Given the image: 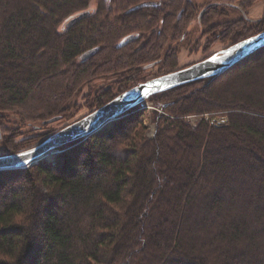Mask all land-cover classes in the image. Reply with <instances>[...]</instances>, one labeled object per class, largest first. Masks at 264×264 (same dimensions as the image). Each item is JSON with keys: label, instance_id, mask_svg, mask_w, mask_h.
<instances>
[{"label": "trees", "instance_id": "1", "mask_svg": "<svg viewBox=\"0 0 264 264\" xmlns=\"http://www.w3.org/2000/svg\"><path fill=\"white\" fill-rule=\"evenodd\" d=\"M147 1L0 0L1 128L8 115L21 124L69 121L81 95L94 111L156 75L145 66L160 59L161 74L174 71L170 43L189 34L199 2L164 0L151 11ZM234 1L201 0L212 4L203 25ZM156 27L162 34L149 41L143 33ZM218 27L237 43L264 30V15ZM260 77L264 49L222 76L152 96L165 112L154 111L153 139L145 137V112H132L51 161L0 172V264H264ZM102 79L111 84L94 87ZM218 113L225 125L211 121ZM191 115L201 116L196 127ZM57 130L28 146L6 138L1 155Z\"/></svg>", "mask_w": 264, "mask_h": 264}, {"label": "water", "instance_id": "2", "mask_svg": "<svg viewBox=\"0 0 264 264\" xmlns=\"http://www.w3.org/2000/svg\"><path fill=\"white\" fill-rule=\"evenodd\" d=\"M127 42H123L121 46ZM263 49L264 31L216 52L196 64L141 82L89 115L51 134L38 145L18 153L0 155V172L28 169L45 160L50 161V157L57 155L62 147L82 144L90 137L109 129L116 121L130 113L145 111L146 102L152 96L204 79L222 76ZM97 52L98 48L90 50L82 59H88ZM57 120L59 117L47 122ZM1 129L0 124V139Z\"/></svg>", "mask_w": 264, "mask_h": 264}, {"label": "rangeland", "instance_id": "3", "mask_svg": "<svg viewBox=\"0 0 264 264\" xmlns=\"http://www.w3.org/2000/svg\"><path fill=\"white\" fill-rule=\"evenodd\" d=\"M195 1L199 2L198 4L201 5L202 7L209 4V3L201 2V0H195ZM234 4L235 5L232 6L231 8L239 7L240 6L239 0H235ZM222 6L223 7L220 10V13H222V15H220L219 18H214L210 24L206 23L203 25V23H202V26H201L199 32L196 34H193V35L191 34L192 35L191 41H189L190 37L186 36V41H189V44H187L188 42H186L184 40L182 43V38L179 42H176V41L171 42L172 44H170V45L174 49L176 48L178 51L177 59H176L177 64H176V68L174 71L182 69V68L187 67L189 65L196 64V63L208 58L209 56L213 55L214 53L220 52V51L227 49L230 46H233L236 44V43L231 44V42H229L228 40L225 41V38H222V32H224L225 29L218 27V25L224 21L231 20V19L239 20L242 18V15H240L239 12H233L234 9H231L229 7V4H223ZM245 15L247 16L246 17L247 21L250 20L252 22H257L258 20H260L264 15V0H259L258 2H256L253 7L249 8L248 10L245 11ZM203 18L205 19V17H203ZM204 19L202 21H204ZM197 24L198 23L196 20L195 23H193L191 25V28H193V26H195ZM201 30H202V32H200ZM208 31H211V32L208 33ZM260 32H262V31H260ZM260 32H258V33H260ZM143 35H148V33H143ZM254 35H256V34H252V35L248 36V38L251 36H254ZM161 65H163V63H161L159 65L152 64V65H150V69H152L155 74L157 73L156 75H158V74L163 75L159 72L160 68L164 66V65L163 66H161ZM116 77L117 76H115L113 78L115 79ZM259 79H260V82L257 84V88L264 89V77H260ZM112 81H113V79H112ZM96 83L97 84H94V87H96V88L97 87L99 88L102 86L105 87V86H108L111 84V80H103L102 79L100 81H96ZM83 94L84 95L90 94V90L86 87ZM80 98L81 99L78 100V102L80 104H78L79 106L76 109V111L74 112L73 117L71 119H68L69 121L57 122L58 121L57 120V121L48 123L47 122L48 120H47L43 124H51V125H47L45 127L41 122L36 123V124H32V123H26V124L22 123L21 124L19 121V118L17 116L8 115L7 120L3 123V127L1 129L2 130V138L0 139V155L5 152L4 140L6 138L12 139V140H14V142L16 141V142L24 145V144L29 143V141L33 140L34 138H36L37 135H39V134H43L45 132L53 131L57 128L59 130H61L62 128L68 126L69 124H72L73 122L78 121L79 119H82L83 117H85V116L89 115L91 112H93V111L89 110V107H87L85 98H82V95L80 96ZM146 105H147V109L144 111L145 115H143V118H142L143 119V125L145 127V137H146V139H153L156 135V132H157V124L154 121V117H155L154 111L157 110V108H156V106H154V104H152L150 102V99L147 100ZM157 111L161 112L162 114H165V112H163L162 110L158 109ZM221 114H223V113H218V114L212 115L213 119L211 121L218 126H222V125H225L227 123V118L223 117L224 115H221ZM202 117H205L207 120H209L210 114H206ZM185 119H186L188 124H190L193 127H196L201 120V116L200 115L199 116L198 115H191ZM59 130L55 131L54 133L58 132ZM38 144L39 143H37V145ZM27 146H28V144H27ZM52 159H54V157H51L49 160L51 161ZM3 172H6V171H3Z\"/></svg>", "mask_w": 264, "mask_h": 264}, {"label": "flooded vegetation", "instance_id": "4", "mask_svg": "<svg viewBox=\"0 0 264 264\" xmlns=\"http://www.w3.org/2000/svg\"><path fill=\"white\" fill-rule=\"evenodd\" d=\"M163 2H164V0H150V1H147L146 3H143V5L144 6H147L146 8H148L149 10H151V11H154V10H156V9H160L161 8V6L163 5ZM212 6V4H208V5H206V6H204V7H202L201 5H200V7H199V10H198V12L199 13H197V16H196V18H197V25H195V26H193V28H191V26L189 27V34H183V36H182V43H183V40L184 41H186V36L187 37H190L189 39V41H191V39H192V35L193 34H196V33H198L199 32V30H200V28H201V26H202V20H203V17H204V14L206 13V11L210 8ZM238 12H239V14L240 15H242V17L243 18H245L246 20H247V16L245 15V11H243L241 8L240 9H238ZM152 13V12H151ZM228 21V20H227ZM250 21V20H249ZM193 23H195V22H193ZM192 23V24H193ZM191 24V25H192ZM200 32H202V30L200 31ZM208 33H209V31H208ZM156 34H162V30H158V27H156L155 29H151V31L148 33V38H149V41H152V38H154L155 37V35ZM192 34V35H191ZM139 37V35H137V37H136V39ZM134 39H129V40H125V41H128L127 42V44L126 45H124V46H127V45H129L132 41H133ZM125 41H123V42H125ZM189 41H186V42H188L187 44H189ZM122 42V43H123ZM121 43V44H122ZM121 44H120V46H121ZM144 44H145V42H143V39H141V41H140V43L137 45V47L138 46H140L141 45V47L142 46H144ZM148 44H149V42H148ZM170 44H172V43H170ZM124 46H121V47H124ZM176 49V48H175ZM173 53H175L174 51H173ZM156 63H159V64H161V63H163V60L162 59H160V60H158ZM152 64H155V63H151V64H148V65H146L145 66V69L147 68V69H149L150 68V65H152ZM156 65V64H155ZM173 72V71H172ZM170 73V72H169ZM154 75V74H153ZM151 75L152 77H150V78H148L147 80H149V79H152V78H156V77H159V76H161V75ZM146 80V81H147ZM145 82V81H144Z\"/></svg>", "mask_w": 264, "mask_h": 264}, {"label": "bare ground", "instance_id": "5", "mask_svg": "<svg viewBox=\"0 0 264 264\" xmlns=\"http://www.w3.org/2000/svg\"><path fill=\"white\" fill-rule=\"evenodd\" d=\"M51 157H54V156H51ZM51 157H50V158H51Z\"/></svg>", "mask_w": 264, "mask_h": 264}]
</instances>
